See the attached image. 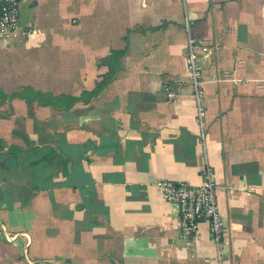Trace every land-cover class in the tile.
Instances as JSON below:
<instances>
[{
	"label": "crops",
	"instance_id": "obj_1",
	"mask_svg": "<svg viewBox=\"0 0 264 264\" xmlns=\"http://www.w3.org/2000/svg\"><path fill=\"white\" fill-rule=\"evenodd\" d=\"M206 158L221 264H264V0H23L0 26V264H220L158 187Z\"/></svg>",
	"mask_w": 264,
	"mask_h": 264
},
{
	"label": "built area",
	"instance_id": "obj_2",
	"mask_svg": "<svg viewBox=\"0 0 264 264\" xmlns=\"http://www.w3.org/2000/svg\"><path fill=\"white\" fill-rule=\"evenodd\" d=\"M22 2L23 0H2L1 2L0 26L8 35L13 34L20 25ZM187 48V61L197 108L196 120L201 128L204 144L205 91L198 63L197 42L191 36L188 38ZM168 97L173 99L174 93L172 91L168 92ZM201 177L202 184L199 186L191 185L185 181L164 180L158 184V187L166 202L178 206L180 230L184 239L192 240L198 233L199 225L203 222L208 223L212 241L217 248V259L221 264L224 255L225 223L218 202L216 172L207 158L201 168Z\"/></svg>",
	"mask_w": 264,
	"mask_h": 264
},
{
	"label": "trees",
	"instance_id": "obj_3",
	"mask_svg": "<svg viewBox=\"0 0 264 264\" xmlns=\"http://www.w3.org/2000/svg\"><path fill=\"white\" fill-rule=\"evenodd\" d=\"M0 169H1V166H0ZM2 203V193H1V190H0V204Z\"/></svg>",
	"mask_w": 264,
	"mask_h": 264
}]
</instances>
